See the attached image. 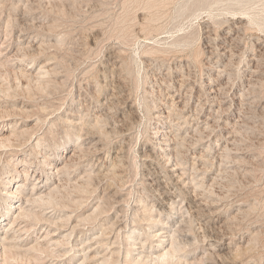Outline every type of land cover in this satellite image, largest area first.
<instances>
[{
	"label": "rangeland",
	"instance_id": "374dc122",
	"mask_svg": "<svg viewBox=\"0 0 264 264\" xmlns=\"http://www.w3.org/2000/svg\"><path fill=\"white\" fill-rule=\"evenodd\" d=\"M239 17L221 64L211 45ZM158 129L178 147L174 174L143 155ZM0 141V190L8 172L26 198L56 188L61 203L41 213L62 224L24 218L21 243L49 252L1 264H78L91 249L127 264L130 247L156 249L160 219L180 264H264V0H0ZM28 166L24 182L14 168ZM145 202L155 219L135 220Z\"/></svg>",
	"mask_w": 264,
	"mask_h": 264
},
{
	"label": "bare ground",
	"instance_id": "6f19581e",
	"mask_svg": "<svg viewBox=\"0 0 264 264\" xmlns=\"http://www.w3.org/2000/svg\"><path fill=\"white\" fill-rule=\"evenodd\" d=\"M245 27V18L239 17L237 18L233 24L231 26H229L227 29H225L221 35V38L218 42H216L214 45H211V53L213 55L217 54V57L219 58V63L223 64L225 63L224 61H226L228 58V56H230L231 58L233 57V52L236 49L235 45L237 43V40H239V36L243 30V28ZM207 30V29H206ZM208 33V32H207ZM243 34V33H242ZM240 45V44H239ZM261 46V45H260ZM208 50V49H207ZM209 51V50H208ZM261 52V51H260ZM216 57V58H217ZM213 58V56H212ZM231 58L229 59V61H231ZM237 62V61H236ZM257 63V62H256ZM261 63V62H260ZM31 66V65H30ZM224 66L227 67V64H224ZM21 67V66H20ZM118 67V66H117ZM258 67V66H257ZM30 68H23L22 73L20 76L17 74V78L18 76L20 78H18L19 80L21 79V77H25L26 72H29ZM226 69V68H225ZM256 69V67H255ZM258 69V68H257ZM230 70V69H229ZM259 70V69H258ZM222 72L225 71L224 67L223 70H221ZM253 71V70H252ZM32 72V71H31ZM31 72L29 74V76L31 75ZM45 74V73H44ZM252 75V74H251ZM45 76V75H44ZM218 76V75H217ZM16 77V76H15ZM27 77V76H26ZM33 77V76H30ZM29 77V79H30ZM211 77V76H210ZM250 77V76H249ZM28 78V77H27ZM34 78H36V76H34ZM40 78V77H38ZM217 78V77H216ZM26 79L25 80H29ZM33 79V78H32ZM30 79V80H32ZM183 79V78H182ZM250 79V78H249ZM22 80V79H21ZM20 80V81H21ZM24 80V79H23ZM38 80V79H37ZM217 80V79H216ZM207 81V80H206ZM183 83V82H181ZM184 84V83H183ZM226 85V84H225ZM218 86L219 84H215V86L211 87V91L212 93H217L218 91ZM244 86V85H243ZM113 87V86H112ZM182 87V86H180ZM180 89V88H179ZM243 96V95H242ZM202 98V97H201ZM206 98V97H205ZM222 102V101H221ZM220 103V102H219ZM221 104V103H220ZM111 105V104H110ZM190 105V104H189ZM172 107L174 106L171 105ZM176 106V105H175ZM178 106V105H177ZM218 106V105H217ZM134 108V107H133ZM179 108V107H178ZM204 108V107H203ZM171 109V108H170ZM202 109V108H201ZM166 110V109H165ZM191 112V111H190ZM213 113V112H212ZM192 114V113H191ZM209 114V113H208ZM100 117V116H99ZM156 117L159 118H164L167 117V120H169L168 118L170 117V115L165 114V112L163 111H158L156 113ZM212 117V115L210 116ZM165 119V118H164ZM163 119V120H164ZM192 119V118H191ZM185 120V119H184ZM97 121V120H96ZM95 123H98L96 122ZM99 121V120H98ZM167 122V121H166ZM102 123V122H101ZM93 125V124H92ZM98 125V124H97ZM101 125V124H100ZM161 125V124H160ZM163 125V124H162ZM199 125V124H198ZM83 127V126H82ZM95 128V127H94ZM99 128V127H97ZM96 128V129H97ZM157 128V127H156ZM180 129V128H179ZM15 130V128H14ZM17 131V130H16ZM101 131V130H100ZM157 132V136H155L156 138L161 137L160 134V130H156ZM102 132V131H101ZM104 132V131H103ZM165 132V131H164ZM15 133V132H13ZM17 133V132H16ZM15 133V134H16ZM154 133V132H153ZM17 135V134H16ZM165 135V134H164ZM13 136V134H12ZM11 136V137H12ZM175 137V136H174ZM9 139V138H8ZM7 139V141H8ZM27 139V138H26ZM158 140V139H157ZM6 141V139H5ZM7 141L5 143H7ZM11 141V140H9ZM165 141V140H164ZM170 141V140H169ZM176 141V140H175ZM3 142V141H0ZM12 142V141H11ZM26 142V141H25ZM4 144V143H3ZM175 142H168L165 145H163V142L161 140V138H159V141L156 142V144L154 146H151L149 149L148 153H144L143 155L146 156V159H149L150 163H155L157 160V158H162L165 159L166 163L168 166H170V170L173 174L177 171H179V166L178 164L180 163L177 157V153H178V147L175 145ZM181 144V143H180ZM2 145V143H1ZM6 145V144H4ZM3 145V146H4ZM8 145V144H7ZM12 145V144H11ZM10 146V145H9ZM75 153V152H74ZM173 159V163H171V159ZM58 160V159H57ZM56 160V161H57ZM71 160V159H70ZM41 163H44L45 165H49L48 168H53V169H57L60 172L65 170V167L67 168L68 166V160L67 162L64 164L65 167H59V165L53 166L52 161L48 162L47 160H41ZM46 161V163H45ZM65 162V161H64ZM26 163H28V165H30L28 161H26ZM70 163V162H69ZM114 163V162H113ZM182 163V162H181ZM32 166V165H31ZM29 167V166H28ZM26 168L24 170V172H21L22 170H19L18 168H14L16 169V171L20 172V173H24V182H26V180L28 179V177L30 176V167ZM47 169V168H46ZM56 170V171H57ZM58 171V172H59ZM48 173V172H47ZM52 173V172H49ZM70 173V172H69ZM103 173V172H102ZM117 173V172H116ZM119 173V172H118ZM180 174V173H179ZM51 176H54V174H50ZM50 175L48 177H50ZM182 175V174H181ZM8 177L9 180H7L4 184V186L1 188L0 190V204H2V208L0 210V227H1V222L4 220H8V222L6 223L4 227V231L0 234H2V237H0V257L1 260L5 263V262H13L12 260H15L16 257H19V255H22L23 250L26 253H30L32 251H42L44 254V251H47L49 248H45L43 247L39 242L35 243L29 247L25 248V245H23L22 241H24L23 239L20 240V238H23V234L18 233L19 230L22 231H26V233L28 231H30V229L33 228V224L28 222L27 224H25L24 226H22V222H24V218L26 219H36V220H42V219H47V220H51L52 223L54 224H58V222L56 221H52V219L46 218L45 214H42L41 212L48 208V207H56L58 206L61 202L57 200V195H56V188H52L50 189L48 192L43 193L41 191H39L38 189H36L35 192L31 193V195L29 197H25V192H23V190L19 189V186L15 185H10V183L12 182V180L14 179V176L11 174V172H8ZM56 178V177H55ZM38 179V178H37ZM58 179V178H57ZM59 180V179H58ZM2 183V182H1ZM60 183V182H58ZM80 183V182H79ZM24 184V183H23ZM38 184V183H37ZM72 184V183H71ZM121 184V183H120ZM60 185V184H59ZM59 185L57 184V186L59 187ZM62 185V184H61ZM60 185V187H61ZM65 185V184H64ZM24 186V185H23ZM36 187V184L33 185V188ZM73 187V186H72ZM142 187V186H141ZM22 188V187H21ZM29 193V194H30ZM69 195V194H68ZM75 198V197H74ZM137 200V199H136ZM160 200V199H158ZM138 201V200H137ZM140 201H144L141 200ZM154 201V200H153ZM171 202V201H170ZM19 203V204H18ZM155 203V202H154ZM40 206V211L36 212L33 210L32 206ZM141 205V204H140ZM156 204H151L149 202H145L142 204V207L144 208V214L143 216H138L139 218H136L135 220H153L155 219V216L153 214V210L155 209ZM164 205V204H163ZM158 206V205H157ZM165 207V206H164ZM163 207V208H164ZM98 208V207H97ZM158 208V207H157ZM162 208V207H161ZM99 209V208H98ZM189 210V209H188ZM170 211V210H169ZM173 212V211H172ZM41 213V214H40ZM68 213V212H67ZM170 213V212H169ZM189 213V212H188ZM62 221L61 223L64 224H69L71 219H72V215H67L65 217H61L60 218ZM162 221V227L155 229L152 231H148L149 236L152 238L151 241H157L155 244L156 249L148 252L145 249H141L138 253H136L135 255L133 254V249L135 247H130L127 251V255H126V261L127 264H149V262H151L150 264H180V256L179 253L182 249V246L180 244V242L182 241L181 239H177V235L175 233H171V231L168 229V224L165 223V221ZM16 224V225H15ZM62 224H58V227L61 228ZM19 226V230L16 231L15 227ZM128 226V225H127ZM200 226V225H199ZM70 227V226H69ZM77 228V225L72 226L71 231H74ZM123 227L121 226V229ZM14 229V231H12ZM181 227L176 231H179V233H181ZM25 233V234H26ZM51 232L48 231L46 234V237L50 234ZM61 233V232H60ZM58 234V233H57ZM53 235H56V233H53ZM70 234H64V238L63 239H59L57 237H51V242L52 244H61L63 243L64 239H67L65 237H70ZM45 237V238H46ZM133 238V237H132ZM170 238V239H167ZM26 239V238H25ZM148 239V238H147ZM37 241V240H36ZM180 241V242H179ZM188 241V240H187ZM22 242V243H21ZM69 242V241H68ZM71 242V241H70ZM146 242V241H145ZM145 242L142 245V247H145ZM170 242V243H169ZM137 243V241H136ZM169 243L170 245L168 246ZM248 244V243H247ZM45 245V244H44ZM72 246H75V243L72 244ZM141 246V245H140ZM153 246V245H151ZM248 246V245H246ZM24 248V249H22ZM77 249V248H76ZM83 249V248H82ZM139 249V248H138ZM51 251V250H50ZM49 251H47L48 253ZM95 249H91V252L89 253H85L83 254V259L78 263V264H105V262L107 261V259L103 258L101 259L99 256L96 255ZM97 252V251H96ZM39 253V252H38ZM12 257H14L15 259H13ZM20 258V257H19ZM18 258V259H19ZM111 258V257H110ZM40 259V258H39ZM100 259L102 261H100ZM2 263V262H1ZM0 263V264H1ZM7 264V263H6ZM15 264V263H14Z\"/></svg>",
	"mask_w": 264,
	"mask_h": 264
}]
</instances>
